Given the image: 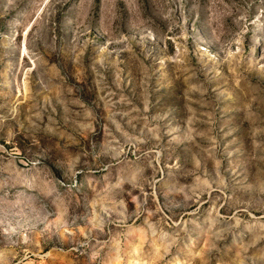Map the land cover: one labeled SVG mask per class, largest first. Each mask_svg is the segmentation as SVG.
<instances>
[{
	"label": "rangeland",
	"instance_id": "obj_1",
	"mask_svg": "<svg viewBox=\"0 0 264 264\" xmlns=\"http://www.w3.org/2000/svg\"><path fill=\"white\" fill-rule=\"evenodd\" d=\"M0 264H264V0H0Z\"/></svg>",
	"mask_w": 264,
	"mask_h": 264
}]
</instances>
